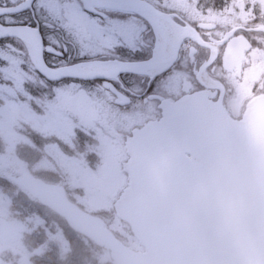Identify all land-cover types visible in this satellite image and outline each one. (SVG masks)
Masks as SVG:
<instances>
[{
    "label": "snow or ice",
    "instance_id": "1",
    "mask_svg": "<svg viewBox=\"0 0 264 264\" xmlns=\"http://www.w3.org/2000/svg\"><path fill=\"white\" fill-rule=\"evenodd\" d=\"M264 43V0H0V88L73 103L149 96Z\"/></svg>",
    "mask_w": 264,
    "mask_h": 264
},
{
    "label": "water",
    "instance_id": "2",
    "mask_svg": "<svg viewBox=\"0 0 264 264\" xmlns=\"http://www.w3.org/2000/svg\"><path fill=\"white\" fill-rule=\"evenodd\" d=\"M257 103L243 118L264 130V107ZM169 120L174 121V126L162 130ZM239 121H232L219 110H208L202 122L182 102L166 109L163 121L154 123L144 136L139 135L143 138L138 147H131L129 186L116 201L115 209L145 247L143 252L123 245L99 218L78 209L56 186L27 178L19 181L31 186L40 200L56 209L72 227L109 247L117 264H229L233 257L221 250L212 218L194 198L193 186H185L192 175H187L186 170L193 171L194 165L183 163V152L200 148L202 143L203 158L218 144L243 152ZM171 153L173 157L169 158ZM196 154L198 160L202 152L198 150ZM194 178L192 175V182ZM260 256L264 258V249ZM251 259L255 261L257 257Z\"/></svg>",
    "mask_w": 264,
    "mask_h": 264
},
{
    "label": "flooded vegetation",
    "instance_id": "3",
    "mask_svg": "<svg viewBox=\"0 0 264 264\" xmlns=\"http://www.w3.org/2000/svg\"><path fill=\"white\" fill-rule=\"evenodd\" d=\"M225 55L223 66L173 78L149 96L94 99L58 110L57 126L38 139L40 150L53 145L46 153L50 166L30 174L59 185L71 198L89 188L100 195H119L127 183L126 142L134 130L159 119L166 104L190 98L195 107L205 101L239 118L252 98L264 94V43L253 48L238 39L227 54L220 53L222 59Z\"/></svg>",
    "mask_w": 264,
    "mask_h": 264
},
{
    "label": "rangeland",
    "instance_id": "4",
    "mask_svg": "<svg viewBox=\"0 0 264 264\" xmlns=\"http://www.w3.org/2000/svg\"><path fill=\"white\" fill-rule=\"evenodd\" d=\"M77 104L65 100L57 106L51 101L30 98L24 92L0 88V264H47L41 262V257L48 258L49 263L51 260L53 264H59L62 254L69 251L68 236L63 231L65 222L53 218L47 220L49 216L37 209L36 200L6 175L12 171L21 176L30 170L37 173L50 166L47 154H50L52 143L47 150L37 151L29 137L50 132L57 126V111H65ZM33 139L39 138L33 136ZM73 197L82 209L103 218L109 229L128 246L141 248L128 224L113 211L111 204L117 196L100 195L89 188ZM11 207L19 210L26 207V212ZM38 238V244L31 246L32 241ZM108 256V252L103 250L99 261L106 260Z\"/></svg>",
    "mask_w": 264,
    "mask_h": 264
},
{
    "label": "clouds",
    "instance_id": "5",
    "mask_svg": "<svg viewBox=\"0 0 264 264\" xmlns=\"http://www.w3.org/2000/svg\"><path fill=\"white\" fill-rule=\"evenodd\" d=\"M238 124L243 152L211 148L197 163L193 196L212 218L221 250L233 257L229 264H264V130L243 117Z\"/></svg>",
    "mask_w": 264,
    "mask_h": 264
},
{
    "label": "trees",
    "instance_id": "6",
    "mask_svg": "<svg viewBox=\"0 0 264 264\" xmlns=\"http://www.w3.org/2000/svg\"><path fill=\"white\" fill-rule=\"evenodd\" d=\"M12 208L17 209L19 212H26V207H22L21 210H19L17 207H11V209ZM37 209L49 216L47 220L49 218H53L55 221L61 219L52 210L46 207H38ZM47 220L46 222L44 221L45 224L47 223ZM50 222L52 221H49V223ZM55 226L56 224L54 223L53 227ZM63 231L68 236L70 248L68 252L62 254L61 259L59 258V264H114L111 258H107L104 261H99L103 248L98 246L81 232L69 228L66 224ZM39 241L40 239L38 238L32 241L30 245L36 246ZM26 244L29 246V243ZM40 260L42 263L53 264L51 260L49 263V259L46 257H41Z\"/></svg>",
    "mask_w": 264,
    "mask_h": 264
},
{
    "label": "bare ground",
    "instance_id": "7",
    "mask_svg": "<svg viewBox=\"0 0 264 264\" xmlns=\"http://www.w3.org/2000/svg\"><path fill=\"white\" fill-rule=\"evenodd\" d=\"M173 126H174V121L169 120L168 123H165L164 125L161 126V129L167 131V130L171 129V127H173ZM159 146H161V144H159ZM172 157H173V153L169 154V158H172Z\"/></svg>",
    "mask_w": 264,
    "mask_h": 264
}]
</instances>
